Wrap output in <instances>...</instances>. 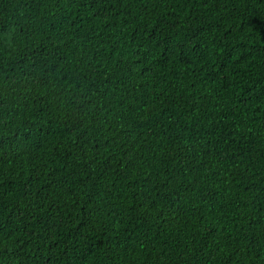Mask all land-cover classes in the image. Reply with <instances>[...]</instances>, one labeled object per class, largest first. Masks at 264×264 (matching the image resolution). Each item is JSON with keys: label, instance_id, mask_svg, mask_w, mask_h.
<instances>
[{"label": "trees", "instance_id": "trees-1", "mask_svg": "<svg viewBox=\"0 0 264 264\" xmlns=\"http://www.w3.org/2000/svg\"><path fill=\"white\" fill-rule=\"evenodd\" d=\"M0 264H264V0H0Z\"/></svg>", "mask_w": 264, "mask_h": 264}]
</instances>
